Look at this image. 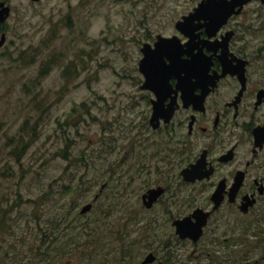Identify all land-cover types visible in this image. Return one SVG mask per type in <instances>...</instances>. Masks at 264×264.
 Masks as SVG:
<instances>
[{
	"label": "rangeland",
	"instance_id": "obj_1",
	"mask_svg": "<svg viewBox=\"0 0 264 264\" xmlns=\"http://www.w3.org/2000/svg\"><path fill=\"white\" fill-rule=\"evenodd\" d=\"M9 1L0 28V264H133L123 252L146 251L132 229L151 215H119L139 205L116 172L136 162L125 126L145 109L140 30L170 32L187 0ZM254 5L263 20L264 5ZM103 181L107 192L80 213ZM141 186L136 178L127 189Z\"/></svg>",
	"mask_w": 264,
	"mask_h": 264
},
{
	"label": "flooded vegetation",
	"instance_id": "obj_2",
	"mask_svg": "<svg viewBox=\"0 0 264 264\" xmlns=\"http://www.w3.org/2000/svg\"><path fill=\"white\" fill-rule=\"evenodd\" d=\"M202 1L187 0L168 33L140 30L138 62L144 43L156 62L149 83L138 66L145 109L124 136H135L139 148L136 162L116 174L122 194L139 205L119 215L151 216L132 229L146 251L126 247L123 263H264V19H256L254 5L264 0H212L221 10L216 21L196 11ZM159 35L172 39L156 53ZM136 178L142 186L131 193ZM109 182L100 183L87 211Z\"/></svg>",
	"mask_w": 264,
	"mask_h": 264
},
{
	"label": "water",
	"instance_id": "obj_3",
	"mask_svg": "<svg viewBox=\"0 0 264 264\" xmlns=\"http://www.w3.org/2000/svg\"><path fill=\"white\" fill-rule=\"evenodd\" d=\"M212 0H206V2H200L198 7H196V11L197 12H202V11H205L207 12L209 15H210V19L213 20V21H216L218 20L219 16V12L221 11L220 10V6L217 2H211ZM10 14V6L8 4H4L3 1H0V23L4 22L7 17L9 16ZM189 16H183L182 19L183 20H180L177 25H180V23H183L184 20H187ZM5 33L2 32L0 34V45L3 44V42L5 41ZM172 39V38H171ZM170 38H166V37H162V36H158V40L155 42V48H153V51H155L156 53L161 51L162 50V47H165V44L168 45L169 43V40H171ZM148 45L147 43H144V47H142L143 51H144V57L141 58L138 62V66L141 70H143L144 74H145V77H146V80L145 82H148L150 81V76H151V73L149 72V69L152 67L151 65H153L155 62H156V56L153 57V58H150L147 56V48H148ZM145 68V69H144ZM228 66L224 65L223 64V70L226 71L228 70ZM91 206V203H85L81 206L80 208V212H86L87 210H89Z\"/></svg>",
	"mask_w": 264,
	"mask_h": 264
},
{
	"label": "trees",
	"instance_id": "obj_4",
	"mask_svg": "<svg viewBox=\"0 0 264 264\" xmlns=\"http://www.w3.org/2000/svg\"><path fill=\"white\" fill-rule=\"evenodd\" d=\"M3 26V25H2Z\"/></svg>",
	"mask_w": 264,
	"mask_h": 264
}]
</instances>
